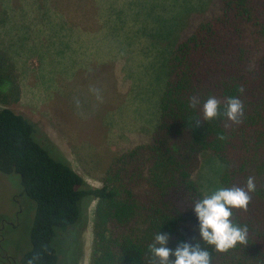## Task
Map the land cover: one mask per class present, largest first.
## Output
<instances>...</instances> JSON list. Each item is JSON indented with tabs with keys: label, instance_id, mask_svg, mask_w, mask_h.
<instances>
[{
	"label": "trees",
	"instance_id": "obj_1",
	"mask_svg": "<svg viewBox=\"0 0 264 264\" xmlns=\"http://www.w3.org/2000/svg\"><path fill=\"white\" fill-rule=\"evenodd\" d=\"M188 5L178 14L186 11L190 24L167 51L157 125L147 142L113 159L99 186L87 185L67 162L47 153L27 118L0 108V174L19 179L35 205L20 264H56L54 241L81 223L83 197L95 200L89 264H149V245L159 232L173 251L199 243L211 252L212 264H264V0H209L198 18ZM11 73L0 53V103L15 98ZM192 96L200 101L195 108ZM209 96L221 101V115L204 121ZM229 97L244 104L238 125L223 116ZM204 153L221 165V188L244 187L250 176L256 182L248 210L234 209L231 217L247 226V244L225 252L200 240L193 210L204 197L192 180Z\"/></svg>",
	"mask_w": 264,
	"mask_h": 264
},
{
	"label": "rangeland",
	"instance_id": "obj_2",
	"mask_svg": "<svg viewBox=\"0 0 264 264\" xmlns=\"http://www.w3.org/2000/svg\"><path fill=\"white\" fill-rule=\"evenodd\" d=\"M208 2L0 0V53L17 88L0 108L27 118L47 153L99 186L113 159L147 142L157 125L167 51L192 19L178 10L189 3L198 18ZM221 169L214 157L200 156L192 180L204 196L221 188ZM94 206L80 200L81 223L54 241L56 264H89ZM34 209L19 179L0 174V218L9 223L0 246L10 262L20 264L29 249Z\"/></svg>",
	"mask_w": 264,
	"mask_h": 264
},
{
	"label": "clouds",
	"instance_id": "obj_3",
	"mask_svg": "<svg viewBox=\"0 0 264 264\" xmlns=\"http://www.w3.org/2000/svg\"><path fill=\"white\" fill-rule=\"evenodd\" d=\"M97 99L101 98L100 89H90ZM241 88L240 92L243 93ZM200 104L196 96L190 97L189 106L195 108ZM221 101L215 96H209L202 105L204 121H210L221 115ZM223 116L232 125L242 122L244 104L237 97L226 99ZM200 121H196L199 126ZM229 127V124H225ZM218 139H225L223 135ZM256 191V182L248 177L244 187L220 188L211 195H205L194 203V213L199 223V237L206 245L217 252H225L236 247L237 244L246 245L248 228L232 222L233 210L247 211L251 203V194ZM169 237L160 232L155 236L154 242L149 245L151 259L149 264H212V254L202 248L199 243L195 245L181 243L173 251L167 247ZM175 257L170 260L169 257Z\"/></svg>",
	"mask_w": 264,
	"mask_h": 264
},
{
	"label": "flooded vegetation",
	"instance_id": "obj_4",
	"mask_svg": "<svg viewBox=\"0 0 264 264\" xmlns=\"http://www.w3.org/2000/svg\"><path fill=\"white\" fill-rule=\"evenodd\" d=\"M9 223H7L4 218H0V243L2 242L5 234L7 231H5V227L6 225H8ZM9 226H12V223L9 225ZM0 250L2 251V254H3V258H6L7 262L4 263V261H1L2 259H0L1 262H3V264H16L15 261H11L9 260V256L5 254V249L1 248L0 246Z\"/></svg>",
	"mask_w": 264,
	"mask_h": 264
}]
</instances>
